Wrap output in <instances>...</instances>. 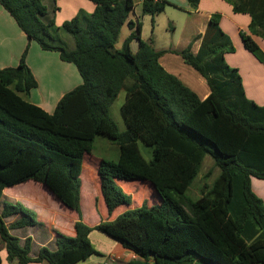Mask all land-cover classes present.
I'll return each mask as SVG.
<instances>
[{
	"label": "trees",
	"instance_id": "trees-1",
	"mask_svg": "<svg viewBox=\"0 0 264 264\" xmlns=\"http://www.w3.org/2000/svg\"><path fill=\"white\" fill-rule=\"evenodd\" d=\"M87 1L94 6L90 15L79 12L57 27L41 0H0L28 41L57 53L81 79L48 114L27 99L37 87L25 63L27 49L16 67L0 69V247L6 261L77 264L99 256L88 239L97 231L136 256L128 264H264V205L251 189L252 178L264 181V106L246 98L237 70L225 63V54L234 49L219 27L220 16L212 15L204 34L194 38L200 41L195 55L193 41L177 53L206 82L209 94L200 100L160 66L163 52L140 39L139 22H127L132 32L114 49L132 0ZM185 1L197 9L199 0ZM226 1L234 13L250 17V35L240 39L264 63L251 38L264 40V0ZM166 7L178 9L163 0L142 1L141 13L150 17L152 29ZM64 35L72 39L67 37L70 46ZM133 40L135 53L129 47ZM120 92L125 94L123 132L109 115ZM96 138L115 148L113 158L99 160L96 170L107 215L131 206V194L119 184L149 185L158 204H142L93 228L82 223L79 177ZM205 157L218 175L191 199L187 191ZM29 181L77 216L72 237L56 233L55 249L42 247L34 258L30 238L20 242L10 232L38 223L21 205L2 202L5 189ZM11 218L16 219L7 225Z\"/></svg>",
	"mask_w": 264,
	"mask_h": 264
},
{
	"label": "crops",
	"instance_id": "crops-1",
	"mask_svg": "<svg viewBox=\"0 0 264 264\" xmlns=\"http://www.w3.org/2000/svg\"><path fill=\"white\" fill-rule=\"evenodd\" d=\"M132 1L133 11L128 15L126 22L121 27L117 39L118 42L120 38H122V40H120V48L124 40L132 32L128 28L127 22H132L135 24L139 22L141 24L140 39L144 42H151V45L156 52H163L159 59L160 66L167 73L176 77L183 85L193 91L200 100H203L209 94L206 82L192 68L185 65L177 53L185 49L195 37L204 34L208 20L212 15H219V27L221 31L226 36H228L234 49L233 53L225 54V63L230 68L237 70L246 98L258 106H264V63H261L253 55L247 52L244 49L240 39V34L250 35L248 31L250 17L248 15L234 13L232 11L231 5L226 0H199L196 10H191L185 0H163L178 7L181 15H175L176 18H173V20L166 16V11L164 10L163 13L154 17V28L152 29L150 17L143 16L141 13V3L143 0ZM41 2L47 10V17H53L54 23L57 27L61 26L63 22L71 20L79 12L90 15L94 9L93 4L87 0H57L55 3L53 0H41ZM54 7H56L57 10L53 14L52 9ZM62 11H65V17H63L61 20L59 14ZM164 26L165 29L170 27V30H172L171 36L166 39H159L158 28L161 30ZM0 31L4 34V36H6L5 41L14 40L18 43V45H16V49L9 51L8 56H6L5 59L0 52V69L16 67L23 51L29 46L30 51L28 54H36L37 61L39 58L43 64L40 66V64H37V62L33 63L28 59L27 61L29 62H26L25 60L26 66L29 68L37 83V87L31 90L27 99L30 103L41 108L44 112L52 114L57 102L65 93L63 92L64 90L58 91L57 89H54V83H56L59 78L69 77L70 84L68 85V92L79 86L81 84V79L76 68L72 64L61 62L58 54L55 52L39 51L40 48L38 45L33 41H28L26 36L16 26L12 18L1 7ZM251 38L264 55V40L259 36H251ZM199 45V40L192 42L190 51L193 55L198 52ZM129 47L130 51L135 53L138 48V42L133 40ZM5 60L8 62H5ZM45 62H49V64H47L48 66H46ZM184 66H186L188 69ZM56 78L58 79L55 81ZM37 92L40 94V99L38 98L39 96ZM30 184H33V186L35 185L33 187L34 190H37L39 187L43 194L47 196V198H32L29 193L34 191L32 190V187H30ZM119 186L125 193L131 194L132 196V193L125 187V185L119 184ZM251 189L252 192L260 200H262L264 205V181L252 178ZM8 190H12V194H9ZM50 200L55 203H53L55 207H52V203L50 206ZM98 200L99 207L103 208L104 212H106V208L100 194ZM3 201L14 203L20 202L27 209H33L35 211V217L37 218L36 220L40 225V228H42L41 232L36 230L38 224L26 230H14L10 232V234L18 238L20 242H22L25 238H30L31 258H34L37 251L42 247H45L51 251L55 249V234L59 233L64 235L62 232H60L61 230H59V228H56L58 227V209L65 208H63L58 203V201L52 196L50 192L46 190V188L40 184L29 181L12 188L5 189L3 191L2 202ZM117 216L118 215L113 217L110 221L114 220ZM15 219L16 218H11L6 220V224H11ZM76 220L77 219H72L73 224L71 228L66 230V234L69 237L74 235L73 225ZM81 221H83L82 215ZM96 225L88 226L93 228ZM94 232L95 231L90 232L88 239L91 246L99 254V256H91L85 261L79 262L77 264H128L132 259H136L134 254L123 249L120 244L110 240L109 238L107 239L106 237L96 235ZM0 264H14L8 263L6 261V252L3 247H0Z\"/></svg>",
	"mask_w": 264,
	"mask_h": 264
},
{
	"label": "rangeland",
	"instance_id": "rangeland-1",
	"mask_svg": "<svg viewBox=\"0 0 264 264\" xmlns=\"http://www.w3.org/2000/svg\"><path fill=\"white\" fill-rule=\"evenodd\" d=\"M165 11H166V16L170 19L176 18L175 15H181L180 10L179 11L178 9L175 10V8L166 7ZM59 15H60L59 16L60 19L62 20L63 17H65V11H62ZM158 30H159L158 32L159 39H166L171 36L172 30L168 28L165 29V26L162 27L161 30L160 28H158ZM67 37L71 39L67 35L62 36L61 38L64 42H66L70 46L71 43L69 42V39ZM5 39H6V36H4V34L0 31V52H1V55H3L4 59L6 56H8V52L11 50H15L17 47L16 45H18L17 41H14V40L5 41ZM120 40H122V38H120ZM120 40L115 45L116 50L120 48V43H121ZM29 48L30 47L28 46L26 57H25L26 62H29V61H32L33 63L37 62V64H40L41 66L43 62L39 58L37 61L36 54H32V55L31 53L28 54V52L30 51ZM27 59L29 61H27ZM5 62H8V61L5 60ZM45 64L46 66H48L47 64H49V62H45ZM57 79L58 78H56L55 81ZM69 80H70L69 77L59 78L56 81V83H54V87H55L54 89H57L58 91L64 90L63 92H65L64 94H66V92H68V85L70 84ZM37 94L39 96L38 98L40 99L39 92H37ZM124 96H125L124 92L119 93L116 100L112 103L111 108H110V113H109L111 119L116 124L120 132H123L125 130V125H124L122 116L120 114V106L124 102ZM139 146H140V151H141L142 156L144 157L145 160H148L147 155L145 154L144 150L141 148V144H139ZM114 150L115 148L112 144H110L109 142L103 141L99 138H96L93 143V148H92L91 153L89 155L84 156L83 163H82L83 169L79 177V181H80L79 196H80V211H81V215L83 216L82 223L85 224L86 226L96 225L100 222L110 221L116 215H119L126 210L137 209L142 204H145L147 206L158 204V200L154 196L153 191L149 185L140 184V183H132V184L125 185V187L129 189V191L132 193V196H133L132 201H131V206L129 208L121 207L117 209L114 213H112L110 216H108L107 213L104 212L103 208L99 207V200H98L99 190H98V181H97V174H96L97 166H98L99 160L101 159H104V160L112 159L115 153ZM217 175H218V170L213 167L212 161L209 159V157H205L200 167V170L198 172L197 178L195 179L192 186L187 191V195L191 199L199 198L201 194L203 193V191H205L206 187L207 186L209 187L212 184L213 180L217 177ZM30 185H31L30 187H32V190L34 191V192L29 193V195L32 198H37V199L39 198L44 199V197L47 198V196L43 194V192L38 186L36 187H38L39 190L38 188L37 190H34L33 187L35 185L34 186L33 184H30ZM8 193L12 194V190H8ZM51 203H52V207H55L54 205L55 203L50 200V206H51ZM10 204H15V203L10 202ZM16 204H19L23 208L28 210L29 213L34 216L36 223H38L36 220L37 218L35 217L36 216L35 211L33 209H27L20 202H16ZM102 207H103V204H102ZM58 213H59L57 214L58 227L56 228H59V230H61L60 232H62L64 236L68 238L69 236L66 234V230L71 228L73 224L72 219H77V216L74 213L69 212L68 210H65V209H58ZM41 229L42 228H40V225L38 224V227L36 228V230L37 231L39 230L41 232L42 231ZM94 233L96 235L106 237L104 234L99 233L97 231H95ZM198 264H203V262L198 261Z\"/></svg>",
	"mask_w": 264,
	"mask_h": 264
},
{
	"label": "water",
	"instance_id": "water-1",
	"mask_svg": "<svg viewBox=\"0 0 264 264\" xmlns=\"http://www.w3.org/2000/svg\"><path fill=\"white\" fill-rule=\"evenodd\" d=\"M44 187V186H43ZM47 190V189H46ZM48 191V190H47ZM49 192V191H48Z\"/></svg>",
	"mask_w": 264,
	"mask_h": 264
}]
</instances>
